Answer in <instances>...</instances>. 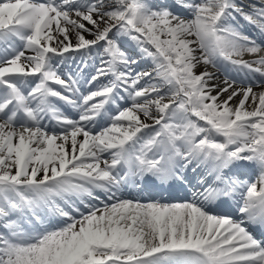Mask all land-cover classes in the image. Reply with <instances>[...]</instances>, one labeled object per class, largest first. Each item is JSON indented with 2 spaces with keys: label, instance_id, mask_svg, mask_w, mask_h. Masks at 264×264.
<instances>
[{
  "label": "snow or ice",
  "instance_id": "snow-or-ice-1",
  "mask_svg": "<svg viewBox=\"0 0 264 264\" xmlns=\"http://www.w3.org/2000/svg\"><path fill=\"white\" fill-rule=\"evenodd\" d=\"M247 7L0 0V264H264V43L240 24L264 39V6Z\"/></svg>",
  "mask_w": 264,
  "mask_h": 264
},
{
  "label": "bare ground",
  "instance_id": "bare-ground-1",
  "mask_svg": "<svg viewBox=\"0 0 264 264\" xmlns=\"http://www.w3.org/2000/svg\"><path fill=\"white\" fill-rule=\"evenodd\" d=\"M247 32H244L245 34H247V35H249V36H251L253 39H255L256 41H257V43H264V39H262L261 37H258V34H257V32L256 31H249V28H246L245 29ZM88 39H91L92 37L91 36H88L87 37ZM74 42V41H73ZM260 55H264V51H262L261 53H260ZM250 57H252V56H249L248 54L247 55H245L244 54V56H243V58L244 59H246V58H250ZM204 70V66L203 65H199L196 69H195V71L197 72V73H199V72H201V71H203ZM208 70L209 71H213V72H216V70L215 69H213L211 66H208ZM216 75L219 77V79H218V81H216L217 83H220L221 85L223 84V80H224V73L223 72H216ZM229 77H230V79H235L236 81H237V84L239 85L241 82H243L244 84H247L249 81L248 80H245L244 79V76H243V73H237V72H235V71H232V72H230L229 73ZM257 82V79H255L254 81H252V83H253V89H254V91L255 92H259V91H261L262 89L261 88H259L258 86H256V83ZM215 94V93H214ZM71 110V112L72 113H74L73 112V110L72 109H70ZM75 114V113H74ZM57 131H59V129H57ZM107 202H109V201H107ZM106 202V203H107Z\"/></svg>",
  "mask_w": 264,
  "mask_h": 264
},
{
  "label": "rangeland",
  "instance_id": "rangeland-1",
  "mask_svg": "<svg viewBox=\"0 0 264 264\" xmlns=\"http://www.w3.org/2000/svg\"><path fill=\"white\" fill-rule=\"evenodd\" d=\"M246 10H248V9H246ZM64 66H67V65H65V63H64Z\"/></svg>",
  "mask_w": 264,
  "mask_h": 264
}]
</instances>
